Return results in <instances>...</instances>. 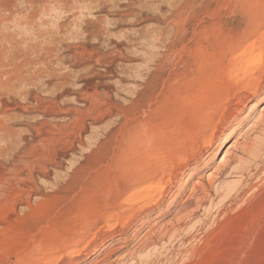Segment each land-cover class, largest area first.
<instances>
[{
    "label": "rangeland",
    "instance_id": "374dc122",
    "mask_svg": "<svg viewBox=\"0 0 264 264\" xmlns=\"http://www.w3.org/2000/svg\"><path fill=\"white\" fill-rule=\"evenodd\" d=\"M0 2L17 8L2 21L8 37L0 49L12 41L11 49L23 53L16 60L30 79L26 88L35 93L41 85L50 105L47 133L27 136L32 145L45 138L44 146L31 147L26 160L41 152L48 159L54 148L61 153L67 133L75 143L62 151L58 167L36 179L41 191L19 183L30 190V207L20 197L14 213L0 207V264H264V0ZM71 3L74 19L65 20L61 13ZM94 4L102 7H83ZM82 13L97 19L81 24L75 18ZM201 43L208 47L200 64L207 71L193 79ZM235 56L242 57L238 65ZM236 67L241 77L249 73L248 85L233 81ZM151 76L153 87L145 90ZM54 91L57 105L50 104ZM89 95L106 101L102 109L124 113H91L83 134L72 123L75 111L65 110L83 107ZM8 113L15 136L28 132L38 114L36 107ZM126 118L132 130L123 147L112 142L98 149L111 123L120 139ZM63 124L69 127L60 129ZM229 129L230 139L221 142ZM134 167L143 169L142 181L127 187L124 173ZM16 171L7 176L21 177ZM5 172L0 163V181ZM148 185L155 198L148 206L126 202Z\"/></svg>",
    "mask_w": 264,
    "mask_h": 264
},
{
    "label": "bare ground",
    "instance_id": "6f19581e",
    "mask_svg": "<svg viewBox=\"0 0 264 264\" xmlns=\"http://www.w3.org/2000/svg\"><path fill=\"white\" fill-rule=\"evenodd\" d=\"M3 1V0H2ZM6 1V0H5ZM24 1V0H23ZM30 1V2H29ZM41 1V0H40ZM54 2L57 1V0H53ZM60 1V0H58ZM66 1V0H65ZM69 1V0H68ZM77 1V0H76ZM12 2V1H11ZM27 2H29L30 4H32L31 0H27ZM37 2V0H36ZM63 2V0H62ZM1 3V2H0ZM3 3V2H2ZM1 3V4H2ZM47 3V2H46ZM56 3V2H55ZM4 4V3H3ZM2 4V5H3ZM11 4V3H9ZM8 4V5H9ZM34 4V3H33ZM36 4V3H35ZM1 5V6H2ZM7 5V6H8ZM56 5V4H55ZM58 5V4H57ZM5 6V5H3ZM0 7L1 11L2 10H5L8 14H6V12L4 14H6V16L4 15V17H0V26L2 27L4 24H3V19L6 20L7 17H9L11 14H13L14 12L17 11V8H14V7ZM33 7V5H32ZM31 7V8H32ZM19 8V7H18ZM30 8V7H28ZM37 8V7H36ZM34 8V9H36ZM42 10V9H41ZM27 11V9H26ZM38 11V10H37ZM19 12V10H18ZM21 12V11H20ZM19 12V15L21 14ZM36 12V11H35ZM39 12V11H38ZM17 13V12H16ZM33 13V12H32ZM40 13V12H39ZM43 13V12H42ZM15 14V13H14ZM28 16H29V12L26 13ZM41 14V13H40ZM17 15V14H16ZM24 15V14H23ZM34 15V14H33ZM36 15V14H35ZM34 17H37L35 16ZM27 16V17H28ZM32 16V15H31ZM39 16V15H38ZM17 17V16H16ZM15 17V18H16ZM19 17V16H18ZM12 18V17H11ZM25 19V18H24ZM30 19V18H29ZM40 19V18H39ZM11 20V19H10ZM32 20V18L30 19ZM34 20V19H33ZM7 21V20H6ZM25 21H28V18L25 19ZM24 21V22H25ZM9 22V20H8ZM13 22V21H12ZM33 22V21H31ZM16 23V22H15ZM26 24H28L29 22H25ZM2 24V25H1ZM14 24V22H13ZM24 24V23H22ZM7 25V23H6ZM8 27H10V24L8 23ZM16 26V25H15ZM28 27V25H26ZM7 27V26H6ZM31 27V25H30ZM28 27V28H30ZM5 28V27H4ZM11 28V27H10ZM38 28V27H37ZM2 29V28H1ZM8 29V28H7ZM4 30V29H3ZM9 31V30H8ZM42 31V30H41ZM44 33V32H42ZM45 35V34H44ZM15 36V35H14ZM5 37H8L7 35H4L3 32H0V40L4 38L5 40ZM26 38V37H25ZM16 39V38H15ZM18 41V40H17ZM209 42V40H207ZM169 42H170V45H172L173 43H171V39H169ZM202 42V41H201ZM24 43V42H23ZM8 44V43H7ZM14 43L12 41H9V44L8 46L6 47H3L2 49H0V54L2 55H5V58L4 56L2 57V55H0L2 57V59L0 60V112L6 114L5 117L3 118H0V163L1 165L3 166V168L5 170H7V172L4 173V177L3 179L0 181V207L1 206H8V210H11L12 213L15 212V199L17 197H20L22 200V203L26 204L27 206L29 205V201H28V198L30 196V190L20 186L22 184H31L32 186H34V188H36L37 190L41 191V187L40 185L38 184V181L36 180L37 178L41 179V178H44V177H47L48 176V172H49V168L50 166H59L61 164V159L60 157H64L65 153L63 154L62 151H64V149H71L73 147V145L75 144L73 142V140H69V135L72 133H67V139H65V148L61 151L58 152L56 150H52V155H50V157L48 159H45V156L41 153H37V159L33 160V161H30V160H26V156L27 154H29V152L31 151V147H36L38 144H40L41 146H44V143L46 141L45 138H39V140H37L38 144L36 145H32L30 141H28V138L27 136H31V137H35V136H39L43 133V131L45 132L47 130L46 126L48 125H51L50 123H48L47 121L44 120L43 116L46 115V110H49L47 109V107H49L50 105L48 103H46L48 100L47 97L45 98V96L43 95L44 94V90L42 88L41 85H36L37 87V92L33 93V91L30 89L31 87L28 86L29 88H26L27 86V82L28 79L27 77H25L21 70L22 65L17 63V57L18 55H16V51H13L12 49ZM21 44V43H20ZM27 44V43H26ZM24 44V45H26ZM38 44V43H37ZM36 45V44H35ZM40 45V43L38 44ZM2 46V45H1ZM0 46V47H1ZM32 46V44L30 45V47ZM205 45H203L202 43L200 44V47H199V51L197 49L196 52L198 51V53H196L195 57H194V60L198 62V68H197V73H196V76L193 77V79H197L198 77L199 78H202V75L207 71V69L205 68L204 69V66H200V64L203 62V56L205 57V54L203 53H206V50L208 47L204 48ZM30 47H27V48H30ZM35 46L32 47V52H33V48ZM42 47V46H41ZM12 48V49H11ZM17 49H19L18 47H16ZM26 49V48H25ZM15 50V49H14ZM36 50V49H35ZM26 51V50H25ZM29 51V50H27ZM21 52V51H20ZM35 52V51H34ZM42 52V51H41ZM40 50H39V55H38V59H39V64L42 63V54H41ZM208 52V51H207ZM29 53V52H28ZM20 54V53H18ZM21 54H23L21 52ZM20 54V56H21ZM36 54V53H35ZM17 56V57H16ZM19 56V57H20ZM28 56V55H27ZM21 57H24L21 56ZM4 58V59H3ZM31 60V59H30ZM27 60L24 61L25 64H27V67H28V64L31 65V61ZM207 61V60H206ZM242 57L241 56H235L234 57V62L236 63V65L240 64L242 62ZM23 63V64H24ZM34 62L32 61V64ZM36 63V62H35ZM34 63V64H35ZM195 63V62H194ZM37 64V65H39ZM26 65H24L25 67ZM216 66V65H215ZM5 67H9V70L6 71L5 70ZM206 67V66H205ZM35 69V68H34ZM37 69V68H36ZM27 70V69H26ZM34 71V70H33ZM38 72V73H37ZM37 78H38V81L39 83L41 84V82L43 81L42 80V67L39 66L38 67V70H37ZM231 72V71H230ZM25 73V72H24ZM190 73V72H189ZM27 76L30 77L29 73L27 72ZM32 74V73H30ZM35 74H33L35 76ZM193 75V72L191 73ZM230 75H232L233 77V81L237 84H239L240 82L242 84H246L248 85V80H247V76L249 75L248 74H244L241 76H239V67H236L234 71H232L230 73ZM156 76V75H155ZM31 82V81H30ZM36 83V82H35ZM19 84V85H23L24 87H20V88H17L16 85ZM153 76H151V78L147 79V82L145 83V90H147L149 87H153ZM33 85V84H31ZM55 92V91H54ZM53 92V93H54ZM56 93V92H55ZM140 94V93H139ZM144 95H146V92L144 91L143 92ZM54 96V97H53ZM52 97L53 99L50 101V104H55L57 105L58 103V97L60 96L59 93L57 94H54ZM97 96V95H96ZM88 97H90L91 100H89V103H86L84 104L83 107L81 108H76L75 107H71V108H67V110H65L66 112L67 111H75L74 113H76V115L72 118L73 122L72 123H75L76 125H79V128L81 130V132H83V134L86 132L87 130V119L86 117H88L91 113H94L96 112L97 115H111L112 114H123L124 113V110L121 109L120 107L118 108H115L114 110L110 109L109 106H108V109L105 107L104 109H102V106H104L105 102H101V101H97V97H94L93 95H89L87 96V98H85V100L88 99ZM50 99V98H49ZM30 100L33 101L34 103V107L31 105V102ZM26 102H30V104H26ZM101 102V103H100ZM137 102V100L134 101V103ZM48 104V106H47ZM61 104V103H60ZM54 106V105H53ZM59 106V104H58ZM36 107V110L38 112L37 114V118L36 120L33 121V123H30L29 125V131L26 132L23 131L19 134V136H15V134L12 132V130H10V127H9V123H11L12 119L14 118V114L12 113H8L9 110H14L16 108H20V110L24 113V112H27L28 108H35ZM52 107V106H51ZM50 107V108H51ZM55 107V106H54ZM53 107V108H54ZM60 107V106H59ZM52 108V109H53ZM56 108V107H55ZM61 109V107L59 108ZM56 111V110H55ZM100 116V117H102ZM261 116V114L259 115V117ZM97 117V116H96ZM99 117V116H98ZM109 118V117H108ZM86 119V120H85ZM97 119V118H96ZM131 119H128L126 118L122 124L119 125V128H118V133H119V136H120V139L117 138V134L115 133L116 131H114V125L115 124H112L110 126L107 127V130L104 132V135H103V142L98 146L100 149L101 147H104V146H107L109 144H111L112 142H117V146L116 148L118 150H120L122 147H123V144L126 140H128L131 136V130H132V126H130L131 124ZM68 123V122H67ZM71 123V122H70ZM90 124V123H89ZM70 125V124H69ZM62 127H59L60 129L61 128H67L69 127L68 125H66L65 127L64 124L63 125H60ZM90 126V125H89ZM51 127V126H50ZM53 127V126H52ZM46 128V130H45ZM74 127H72L73 129ZM77 128V127H76ZM78 128V129H79ZM58 130V129H57ZM67 130V129H66ZM63 131V130H62ZM49 132V131H48ZM30 133V135H29ZM47 133V131H46ZM63 133V132H62ZM50 134V133H48ZM73 134V133H72ZM77 134V133H76ZM75 135V133H74ZM81 135V134H80ZM77 136V138L80 137ZM232 135V130H226L225 132L222 133V135L220 136V141L221 142H226L230 139ZM48 136V135H47ZM63 136V135H62ZM82 136V135H81ZM46 137V136H45ZM76 138V139H77ZM35 139V138H34ZM78 141V140H77ZM1 143H3V145H1ZM81 144L83 145V141L82 139H80V142L78 141V144ZM64 144V143H63ZM79 144V145H80ZM32 145V146H31ZM77 146V145H76ZM51 147V146H50ZM68 147V148H67ZM96 147V146H95ZM39 148V147H38ZM37 149V148H36ZM49 149V148H48ZM32 152V151H31ZM69 152V151H68ZM46 153V152H45ZM50 153V154H51ZM23 154V155H22ZM17 155H22L23 158H18L16 157ZM30 155V154H29ZM28 155V156H29ZM49 156V154H47ZM88 158L85 157V160ZM32 160V159H31ZM32 162V163H30ZM30 163V167L28 166V164ZM16 168H18V171H16ZM28 169V170H27ZM12 171H16V175H20L21 177H10V176H7L8 173H14ZM25 171L27 172L25 174ZM143 171V169L140 167H134V168H131V169H127L124 173V185L127 187H132L134 186L135 184L139 183L140 181H142V179L138 178V174L141 173ZM36 173V174H35ZM76 173V172H75ZM74 173V174H75ZM2 174V173H1ZM25 174V175H24ZM37 175V176H36ZM138 178V181L136 180ZM68 182V181H67ZM20 183V185H19ZM232 184H227L226 185V188L228 187H232L231 186ZM18 187V188H17ZM29 188V187H28ZM19 189L20 192L17 193L16 190ZM55 190H60V187L59 185L54 189ZM153 187L151 186H142L141 188H139L138 190H135L133 192H131L129 195H128V199L126 202H130V203H140L141 204V207H146V205L148 206L150 204L151 201H154V194H152V191H153ZM157 191V189H156ZM159 192H162V188H159L158 189ZM37 192V191H36ZM157 193V192H156ZM17 200V199H16ZM20 201V200H19ZM3 203V204H2ZM30 207V206H28ZM4 209V208H2ZM7 210V209H6ZM7 212V211H6ZM15 215V214H14ZM18 216V215H17ZM14 217V216H13ZM16 217V215H15ZM21 217V216H20ZM17 219V218H16ZM12 220V219H11ZM101 249V248H100ZM97 250V249H96ZM95 250V251H96ZM21 257V256H20ZM20 257L18 260H20ZM17 259V258H16ZM17 260V261H18ZM22 260V259H21ZM24 261V259H23ZM22 261V262H23ZM21 262V263H22ZM25 262V261H24ZM18 263V262H17ZM20 264V263H19ZM23 264H26V263H23Z\"/></svg>",
    "mask_w": 264,
    "mask_h": 264
},
{
    "label": "snow or ice",
    "instance_id": "6c2138e0",
    "mask_svg": "<svg viewBox=\"0 0 264 264\" xmlns=\"http://www.w3.org/2000/svg\"><path fill=\"white\" fill-rule=\"evenodd\" d=\"M35 7L41 8V7H47V5L37 4L35 5ZM60 7H65V6L61 5ZM75 7H76L75 3H71L66 6L65 11L61 13V15L64 17L65 20L74 19L72 16L71 9H74ZM83 7L91 8L92 11H95L96 8L102 7V5H99V4L84 5ZM41 15L43 16V14ZM75 19H78L79 23L81 24H86L89 19L92 21H96L97 17L92 16L91 13H87L86 15L82 13V15L79 18H75ZM111 23H112L111 21L108 22L109 25H111ZM25 47L26 45H21V48H25Z\"/></svg>",
    "mask_w": 264,
    "mask_h": 264
}]
</instances>
